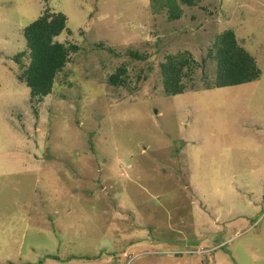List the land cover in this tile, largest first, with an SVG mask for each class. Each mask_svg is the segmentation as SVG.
I'll return each instance as SVG.
<instances>
[{"label":"rangeland","instance_id":"374dc122","mask_svg":"<svg viewBox=\"0 0 264 264\" xmlns=\"http://www.w3.org/2000/svg\"><path fill=\"white\" fill-rule=\"evenodd\" d=\"M197 1L0 0V264H264V0ZM47 10L79 49L33 97L12 57ZM228 28L261 77L205 89L208 59L165 96V56Z\"/></svg>","mask_w":264,"mask_h":264},{"label":"trees","instance_id":"16d2710c","mask_svg":"<svg viewBox=\"0 0 264 264\" xmlns=\"http://www.w3.org/2000/svg\"><path fill=\"white\" fill-rule=\"evenodd\" d=\"M158 7L165 4L171 19L182 14L181 5H196L197 0H152ZM67 29V16L62 12L47 10L23 29L26 49L16 53L12 59L19 70L18 80L30 88L33 97H45L53 92L55 79L69 63L70 55L79 47L60 39ZM102 46V42L97 44ZM100 46V47H101ZM128 55L136 60H144L147 54L139 50H128ZM148 57V55H147ZM210 59L215 63L213 81L205 82V89L246 84L261 77L262 70L256 58L239 43L236 32L228 28L217 34L207 54L201 62H196L188 51L167 54L159 63L162 92L165 96L182 94L187 90L186 80L192 81L196 67H203ZM141 71L137 80L142 79ZM116 86H124L130 81L128 64L123 62L109 78ZM56 259L55 255H47Z\"/></svg>","mask_w":264,"mask_h":264}]
</instances>
